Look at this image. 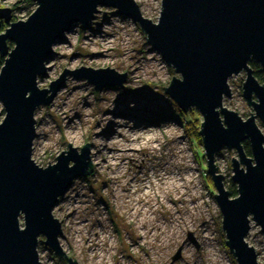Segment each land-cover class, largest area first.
I'll use <instances>...</instances> for the list:
<instances>
[{
  "label": "rangeland",
  "instance_id": "rangeland-1",
  "mask_svg": "<svg viewBox=\"0 0 264 264\" xmlns=\"http://www.w3.org/2000/svg\"><path fill=\"white\" fill-rule=\"evenodd\" d=\"M160 1L134 0L141 16L152 23L158 19ZM35 7L34 0H0V8L10 12L8 23L26 19ZM98 10L87 28L73 25L55 42L44 64L45 74L38 76L36 83L47 89L63 68L80 66L107 67L126 74L123 86L101 91L83 79L68 76L50 104L35 108L30 152L34 164H53L67 143L76 150L88 143L90 150V173L75 178L52 209L51 215L60 223L57 239L61 250L75 264H205L208 242L221 255L223 264H235L225 247L220 211L213 200L216 191L207 175L198 135L202 117L194 108L182 113L163 93L162 87L169 85L171 76L179 78L178 72L151 49L134 22L115 15L114 9ZM0 22L4 27L1 34L8 24ZM243 82V70L228 78L230 95L222 97V106L245 121L253 111L242 98ZM129 101L135 103V109L129 108ZM255 122L264 135L263 126L257 119ZM109 132H116L111 137L113 143L107 139ZM147 132L152 136L144 141ZM98 133L102 136L97 137ZM132 138L136 140L131 144ZM127 145L140 148L131 160H108ZM110 149L114 155L108 154ZM213 156L227 190L230 161L237 158L236 152L224 146ZM170 177L182 179L185 189L163 192L168 184L163 179ZM182 192L200 197L194 196L191 203L160 204L165 193L182 197ZM193 206L201 212L194 211L186 218V211ZM249 220L245 242L253 247L256 263L264 264V236ZM22 223L19 217V227ZM36 251L41 264H66L43 245L41 237ZM176 251L179 258L172 261Z\"/></svg>",
  "mask_w": 264,
  "mask_h": 264
},
{
  "label": "water",
  "instance_id": "water-1",
  "mask_svg": "<svg viewBox=\"0 0 264 264\" xmlns=\"http://www.w3.org/2000/svg\"><path fill=\"white\" fill-rule=\"evenodd\" d=\"M34 1L35 9L22 21L8 23L9 10L0 8V20L8 24L0 34V57H4L0 102L6 108L0 120V264H41L36 251L39 237L66 264H75L60 248V223L51 213L72 181L90 173L89 145L76 150L67 143L53 164L38 167L30 153L33 115L38 105L52 102L68 76L85 80L95 91L123 86L124 72L82 66L63 68L47 89L36 84L37 77L45 74L44 64L55 42L73 25L87 28L98 7L114 9L115 15L134 22L151 49L178 72L179 78L171 76L163 93L182 113L194 108L202 117L198 135L216 191L213 200L220 211L227 252L235 264H257V255L244 238L249 218L264 236V135L255 122L264 128V85L253 78L248 62L254 61L264 75V0H161L153 23L141 16L134 0ZM7 42L13 44L10 50ZM242 70V98L253 111L245 121L222 106V97L230 95L228 78ZM245 141L250 156L243 150ZM224 146L237 155L230 161L235 198L223 188L214 166L213 155ZM178 258L176 251L172 261Z\"/></svg>",
  "mask_w": 264,
  "mask_h": 264
},
{
  "label": "bare ground",
  "instance_id": "bare-ground-1",
  "mask_svg": "<svg viewBox=\"0 0 264 264\" xmlns=\"http://www.w3.org/2000/svg\"><path fill=\"white\" fill-rule=\"evenodd\" d=\"M129 102L130 103H133V101H129ZM144 102H145V105H146L147 104V100L144 101ZM115 114L117 116H120L121 115L117 111H115ZM115 133L116 132H114V133H112V132L107 133L106 136H107V139H108L109 143H113L114 142V140L111 139V137L114 136ZM99 136H102V134L98 133L97 134V137H99ZM132 136H134V135L132 134ZM151 136H152L151 133L147 132V134L144 136L143 140L144 141H147V140H149L151 138ZM116 137H119V136L117 135ZM131 140L132 141H130V142L132 144V142H134L136 139H133L132 138ZM153 142H155V140ZM133 146L134 145H127L124 148H118L117 155H115L114 157L113 156H109L108 160H110L111 162H114L115 160H119L121 157H123L124 159L129 158L131 160L132 157H133V154L135 152H137V150H140V148H137V147L135 148ZM113 152H114L113 149H110V151L108 152V154L109 155H112ZM89 161H90V159H89ZM163 180H165V181L168 182L167 185L163 186V190H162L163 192H166V193H169L171 191L177 192L179 190L185 189L184 188V185L182 183V179H180V178L170 177V178H168V180L167 179H163ZM193 189H194V186H193L192 190ZM166 193L164 194V196H162L160 198V204L162 203V204H171L172 205L173 202H177V203L182 204L185 201H187V203H191L194 196H196L197 198L200 197V194H198V193L197 194L196 193H193L191 195H187V194H184L182 192V194H183L182 197L181 196H178L177 194H175L174 196L168 197ZM194 211L195 212L196 211L201 212L200 211V207H198V206L197 207H194V206L193 207H190V209L188 211H186V218H191V216H192V214H193ZM151 214L152 213L150 212L148 216H150ZM206 244H207V246H206V250H207V254H206L207 256H206V258H207V261H205V264H223L221 255L220 254H217L215 252V249H213V247H212L211 244H209L208 242Z\"/></svg>",
  "mask_w": 264,
  "mask_h": 264
},
{
  "label": "trees",
  "instance_id": "trees-1",
  "mask_svg": "<svg viewBox=\"0 0 264 264\" xmlns=\"http://www.w3.org/2000/svg\"><path fill=\"white\" fill-rule=\"evenodd\" d=\"M2 29H4V27H3L2 23L0 22V32ZM7 45H8L9 49H11L13 46V44H10L8 42H7ZM3 60H4L3 57H0V66L3 63ZM248 67H250L252 70L253 78H255L260 85H264V75L261 72L260 67L254 61L253 62L249 61ZM2 115H3V112H2ZM242 144H243V150H244L245 154L250 156L249 144L247 143V141L243 142ZM227 191H228L229 197L235 198L237 196V188H235V185L232 182H230V187H228Z\"/></svg>",
  "mask_w": 264,
  "mask_h": 264
},
{
  "label": "clouds",
  "instance_id": "clouds-1",
  "mask_svg": "<svg viewBox=\"0 0 264 264\" xmlns=\"http://www.w3.org/2000/svg\"><path fill=\"white\" fill-rule=\"evenodd\" d=\"M30 94V93H29ZM26 98V97H25ZM129 108L130 109H135L136 108V105H135V103L133 102V103H130L129 104ZM4 109H6L5 108V105L2 103V102H0V110H4ZM7 115H8V113H7Z\"/></svg>",
  "mask_w": 264,
  "mask_h": 264
}]
</instances>
